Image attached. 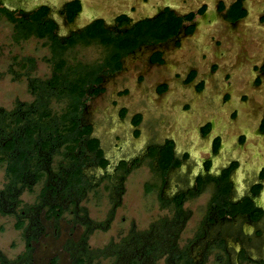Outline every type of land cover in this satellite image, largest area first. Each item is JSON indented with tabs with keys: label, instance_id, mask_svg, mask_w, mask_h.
<instances>
[{
	"label": "flooded vegetation",
	"instance_id": "flooded-vegetation-1",
	"mask_svg": "<svg viewBox=\"0 0 264 264\" xmlns=\"http://www.w3.org/2000/svg\"><path fill=\"white\" fill-rule=\"evenodd\" d=\"M137 1L142 2L140 4L143 6L141 8L143 13H138L135 17L131 16L137 10L135 5L127 3L129 13H125L121 8L117 9L108 18L109 22L103 16L91 13L84 23L76 24L78 17L83 14L82 0H62L59 6L53 9L57 20L46 2L0 0V7L16 16H26L43 9L45 22L52 28L53 36L61 44L80 34L94 22L100 23L107 34L126 42L117 58L116 66L108 72H97L92 81H88L79 108L82 124L90 127L89 139L87 138L78 150L82 178L91 184L89 190L103 181L108 182L109 208L99 221L92 220L86 214L84 220L77 222L76 220L81 218L83 208L85 209L79 204L83 197L75 198L72 192L69 197L62 199L61 206L69 213L73 227L76 225L82 227V232L107 229L114 217L115 209L120 206L124 178L132 168H137L147 159L149 179L142 186L141 193H147L149 204L152 196L155 197L154 205L160 214L150 220L146 219L143 230L136 227L133 219L125 220L124 216H120L121 223L126 221L122 226V233L121 230L117 231L115 237L108 238L104 246L96 248L103 251L101 256L106 254L111 258L108 264H207L208 259L211 260L209 264H264L263 107L256 108L253 118H249L253 120L249 128H253V135L256 138L250 145L246 143L247 137L243 131L232 135L233 138L229 142L230 137L226 134L230 123L226 120L221 121L219 128L225 133L223 137L225 149H222V153L223 139L221 134L214 132V123L209 118L198 119L193 125V130L189 132L194 133V136H191L194 140L190 139L189 145L196 147L199 143H205L203 155L199 158L192 157L187 148H179L172 135H163L157 139L148 138L139 150L126 153L120 151L121 146L116 141L114 149L106 151L101 146L99 137L93 132L94 126L90 120L88 104L105 92V81H113L125 71L123 60L145 52L147 68L160 66L164 62V49L168 46L177 48L181 39L193 33L200 19L211 14L206 11L205 5H192L195 0L192 3L180 0L174 7L162 0L164 1L162 5H152L149 11H146L149 5L145 6L147 0ZM212 12L211 17L217 16L221 27L237 26L248 14L243 0H230L227 4L219 1L214 5ZM251 21L248 20L247 23L251 24ZM257 22L263 23L264 15L259 16ZM262 27L261 24L258 30ZM257 61L259 62L254 66L256 73L252 84L260 83L264 77V48L254 62ZM252 63L249 69H252ZM214 68L216 64L210 63L208 66L210 72H213ZM184 72L183 77L177 80V83L182 85L191 82L197 73L191 67ZM228 76L229 73L222 75L224 78ZM137 79L142 80L143 76L139 74ZM154 80L152 94L148 93L150 99L153 97L151 95L157 97L169 89L167 82L160 81L159 78ZM203 83V80H196L193 83L194 93H199L203 89ZM127 93L128 88L125 86L116 91L117 97L125 96ZM112 101L113 106L117 104L114 99ZM188 107L189 103H185L184 109ZM116 110L115 119L128 126L131 132L128 136L134 139L140 131L142 114L138 110H128L120 103ZM237 112L236 108H231L229 120L236 118ZM238 127L235 121L234 130H238ZM179 139L181 141L184 138ZM89 140L96 142L97 150L90 149ZM115 150L119 153L115 154ZM97 151L101 159L97 157ZM243 151L244 155L241 153ZM233 154L235 155L232 156ZM239 158L244 162L240 163ZM73 164L71 163L70 171L74 169ZM199 198L201 201L196 202ZM13 216L16 214L13 213ZM185 233L187 235H184ZM7 261L9 260L0 252V264H9Z\"/></svg>",
	"mask_w": 264,
	"mask_h": 264
},
{
	"label": "rangeland",
	"instance_id": "rangeland-1",
	"mask_svg": "<svg viewBox=\"0 0 264 264\" xmlns=\"http://www.w3.org/2000/svg\"><path fill=\"white\" fill-rule=\"evenodd\" d=\"M1 1L6 2L7 0ZM39 1L47 3L51 9V14L57 20L58 17L54 15L55 11L53 9H56L62 0ZM164 1L173 7L180 2V0ZM164 1L147 0V4L144 2L145 6L149 5L146 11L151 10L152 5H162ZM192 1L187 0L188 3H192ZM219 1L227 4L230 0L193 1L195 4L192 5H205L206 11L211 14L202 17L193 33L181 39L177 48L168 46L164 49L163 64L152 69L147 68L145 52L123 60L125 71L120 76L115 77L113 81H105V92L89 102L88 111L94 126L93 132L99 137L101 146L106 151L109 152L114 149L115 141L121 146L120 151L129 153L139 150L148 138L157 139L163 135H172L176 139L177 145L179 144V148H187L192 157L199 158L203 155V150L206 147L205 143H199L196 147L189 145V140H194L191 137L194 136V133L190 134L189 132L193 130V125L197 120H201L203 117L209 118L214 123L213 130L221 134L222 139L225 133L219 126L221 121L226 120L230 123L226 134L230 137L229 142L233 138L232 135L239 131L246 134L247 144L250 145L251 142L256 140L253 135V128H249V126H252L253 120L249 118H253V112L256 108H264V77L261 78L260 83L252 84L253 76L256 73L254 66L259 62L254 61L260 57L264 48V22L261 23L263 27L260 30H258V27L261 24L257 22L259 16L264 15V0H243V5L248 14L237 26L230 27H221L218 24L217 16L211 17L213 7ZM35 2H38V0H35ZM127 3L135 5L137 9L131 14L132 17H135L138 13H143V10H141L143 6L140 4L142 2L137 0H130L129 2L127 0H82L83 14L78 17L76 24L83 23L91 13L101 15L109 22L108 18L117 9L121 8L125 13H129ZM248 20H252V23L248 24ZM61 28L64 31V28ZM11 31V25L0 15V107L6 110L12 108L15 100L29 102L32 99V95L27 89V77L43 79L49 76L50 73L48 61L50 54L44 42L30 37L19 43H14L11 40ZM104 53L105 48L96 43H90L89 45L77 44L67 49L63 57L68 63L78 61L90 64L99 62ZM26 56L34 59L33 68L24 75V68L12 65L13 73L19 74L18 77H13L8 69L11 64H14L12 63L14 58L18 59ZM210 63L212 65L216 64L213 72L208 69ZM251 63L253 67L249 69ZM187 67L194 68L197 71L195 78L185 85L177 83V80L179 81L183 77L184 71L188 69ZM226 73H229V76L222 77ZM139 74L143 76L142 80L137 79ZM155 78L167 82L169 89L163 95L157 97L151 95L153 96L151 97L152 100L148 93L152 94L151 88ZM196 80H203L204 82L203 89L199 93L193 91L192 85ZM123 86L128 88V93L125 96L117 97V89ZM164 98L167 99L166 103ZM113 99L117 102L114 106ZM118 103L126 106L128 110H138L143 116L139 125V134L135 135L134 139H130L128 136L131 133L128 126L115 119ZM185 103H189L188 109H184ZM50 106L53 111L59 112L64 106V102L52 101ZM231 108L238 110L236 118L234 117L233 120H229V110ZM212 111H214L213 114H211ZM235 121L239 126L236 131L234 130ZM186 125L187 127H185ZM244 126H248L249 129ZM242 128L248 130L244 131L245 129L242 130ZM178 137L184 139L180 141ZM224 141L225 139H223L221 153L222 149H225ZM262 141L264 142V139ZM118 153L115 150V154ZM241 153L242 155L245 154L244 151ZM62 160L65 159H62L61 154L54 155L52 168L54 169L56 163ZM239 161L240 163L244 162L242 159ZM148 171L147 159L137 168L134 167L130 170L123 180L120 206L115 209L112 221L107 229L103 231L93 230L88 233L86 241L88 247L92 249L101 248L108 238L115 237L117 231L121 230L120 233H122V226L126 224V221L121 223L119 221L120 216H124L125 220L133 219L136 222V227L143 230L146 219L150 220L155 215L160 214L154 205L156 202L155 197L152 196V201L149 204L147 193H141L142 186L149 179ZM5 182L3 166L0 165V189ZM41 185L42 179L33 184L29 191H22L19 195L21 203L16 210L23 204L36 203ZM108 186V182L103 181L100 185L87 191L79 202L80 205L85 207L89 218L94 221L101 220L109 208ZM199 201H201L200 198L196 200V202ZM192 206L194 207L193 203ZM43 211L44 209H42L40 217L43 232L31 241L33 263L48 264V260L52 256H56L57 264H68V255L63 249L64 242L77 240L82 233V227L78 225L73 227L67 211H63L56 224L51 220H46L43 217ZM14 221L13 214L0 216V252L7 260H14L24 250V238L21 230L14 229ZM184 235H187V233ZM110 260L111 258L107 257L106 254L104 256L99 255L92 260L91 264H108ZM209 263H211L210 259H208L207 264Z\"/></svg>",
	"mask_w": 264,
	"mask_h": 264
},
{
	"label": "trees",
	"instance_id": "trees-1",
	"mask_svg": "<svg viewBox=\"0 0 264 264\" xmlns=\"http://www.w3.org/2000/svg\"><path fill=\"white\" fill-rule=\"evenodd\" d=\"M0 15L11 25V40L14 43L30 37L40 39L50 54L49 76L43 79L27 77V89L32 99L29 102L15 100L12 108L8 110L0 107V165L3 166L6 179L0 189V214L15 213L13 227L23 230L24 238V250L14 260L7 262L34 264L31 241L43 232L40 218L42 209L43 217L56 224L65 211L61 206L62 199L69 197L72 192L75 198H82L84 192L91 187L89 182L83 180L81 164L78 162V150L90 131V127L83 125L80 120L79 108L88 81H92L97 72H108L116 66L117 58L126 42L107 34L100 23L94 22L80 34L61 44L53 36L52 28L45 22L43 9L26 16H16L0 7ZM90 43L105 48L99 62L68 63L63 57L64 52L74 45ZM12 63L14 64L10 65L8 72L13 77H18V73H13L12 65L24 68L23 74L26 75L33 68L34 59L30 56L14 58ZM52 101L64 102L59 112L51 109ZM89 146L91 150H97L94 140H89ZM57 154H61L65 160L58 161L53 169V156ZM97 157L101 159L99 151ZM71 163H74L72 171ZM40 179L42 185L36 203L23 204L15 211L21 203V192L29 191ZM84 210L83 208L77 222L86 218L87 213ZM87 236L88 232H82L77 240L64 242L63 249L68 255V264H91L92 260L102 255V250L88 247ZM48 264H57L56 256H52Z\"/></svg>",
	"mask_w": 264,
	"mask_h": 264
},
{
	"label": "water",
	"instance_id": "water-1",
	"mask_svg": "<svg viewBox=\"0 0 264 264\" xmlns=\"http://www.w3.org/2000/svg\"><path fill=\"white\" fill-rule=\"evenodd\" d=\"M91 18H92V17H91ZM91 18H90V19H91ZM83 23H84V22H83Z\"/></svg>",
	"mask_w": 264,
	"mask_h": 264
}]
</instances>
